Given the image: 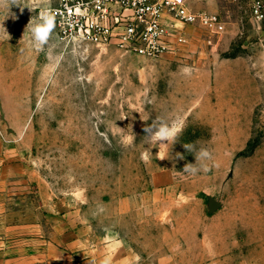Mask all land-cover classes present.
Segmentation results:
<instances>
[{"label": "rangeland", "instance_id": "1", "mask_svg": "<svg viewBox=\"0 0 264 264\" xmlns=\"http://www.w3.org/2000/svg\"><path fill=\"white\" fill-rule=\"evenodd\" d=\"M252 2L212 0L220 26L187 25L180 50L159 58L62 43L56 26L37 51L27 25L55 0L0 3V264H264V55ZM159 118L179 130L163 160L144 138ZM187 143L219 166L182 173L195 163Z\"/></svg>", "mask_w": 264, "mask_h": 264}, {"label": "built area", "instance_id": "2", "mask_svg": "<svg viewBox=\"0 0 264 264\" xmlns=\"http://www.w3.org/2000/svg\"><path fill=\"white\" fill-rule=\"evenodd\" d=\"M50 9L60 42L115 46L147 58L179 51L187 25L221 24L218 13L193 11L187 0H55ZM252 14L264 20V0H253Z\"/></svg>", "mask_w": 264, "mask_h": 264}, {"label": "clouds", "instance_id": "3", "mask_svg": "<svg viewBox=\"0 0 264 264\" xmlns=\"http://www.w3.org/2000/svg\"><path fill=\"white\" fill-rule=\"evenodd\" d=\"M3 2H5V0H0V3ZM49 2L50 0H45V3ZM11 4L18 5L17 0H11ZM27 26L28 30L31 33L32 47L37 51H42L44 49V46L48 43L50 36L55 29V15L50 7H46L38 13V18L36 20L31 19ZM181 71L185 75H191L193 69L185 66ZM120 131L123 133L124 130L120 128ZM144 132L146 133L144 138L147 143L159 146V151L156 154V158L160 160L166 159V155L163 154V150H167L169 146H171L172 148L173 145L177 142L179 136V130L176 127L175 121L169 123L163 118H159L158 120L154 121L152 125H146L144 128ZM134 139V135L125 136L123 138V143L128 145ZM183 147L187 152L193 154V156L195 157V163H186L184 165L182 173L196 175L199 172L209 171L210 164L211 166L215 167L219 166L218 162L214 159L213 153L208 148H197L195 143L183 144ZM151 156V149H145V151L141 154V160L145 163H148L150 162ZM176 156L179 159H184V156L180 153H177ZM99 211L103 212L104 208L99 207ZM95 214L96 213H94V215ZM89 264H95V261L91 259ZM101 264H110V262L108 258H105L101 261Z\"/></svg>", "mask_w": 264, "mask_h": 264}, {"label": "crops", "instance_id": "4", "mask_svg": "<svg viewBox=\"0 0 264 264\" xmlns=\"http://www.w3.org/2000/svg\"><path fill=\"white\" fill-rule=\"evenodd\" d=\"M189 7L193 11H207L210 9V2L212 0H187ZM261 40L263 42V55H264V20L262 21Z\"/></svg>", "mask_w": 264, "mask_h": 264}, {"label": "water", "instance_id": "5", "mask_svg": "<svg viewBox=\"0 0 264 264\" xmlns=\"http://www.w3.org/2000/svg\"><path fill=\"white\" fill-rule=\"evenodd\" d=\"M216 206H218V202L216 200L213 201V207L215 208Z\"/></svg>", "mask_w": 264, "mask_h": 264}, {"label": "trees", "instance_id": "6", "mask_svg": "<svg viewBox=\"0 0 264 264\" xmlns=\"http://www.w3.org/2000/svg\"><path fill=\"white\" fill-rule=\"evenodd\" d=\"M249 147H250V151H251V149H252L253 145H249Z\"/></svg>", "mask_w": 264, "mask_h": 264}]
</instances>
